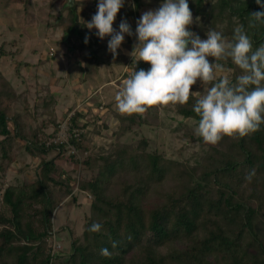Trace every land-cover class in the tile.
<instances>
[{"label": "trees", "instance_id": "16d2710c", "mask_svg": "<svg viewBox=\"0 0 264 264\" xmlns=\"http://www.w3.org/2000/svg\"><path fill=\"white\" fill-rule=\"evenodd\" d=\"M19 1L26 10L33 3ZM98 2L75 0L73 5L66 4V14L57 17L63 41L84 52L85 74H92L93 67L100 65V51L106 48L86 26L88 13L97 12ZM188 3L195 20L188 29L200 37L199 21L220 31L227 42H232L234 28L242 24L253 50L264 43V24L249 27L251 13L264 11L256 0ZM148 10V0H124L116 20L132 16L138 20ZM7 53L0 48V56ZM218 62L233 70L230 82L243 74L230 58ZM20 65L16 60V73H20ZM136 65L128 78L135 70L151 66L142 60ZM16 98L13 84L0 68V176L15 162L19 139L25 141L22 146L29 155L40 158L34 180L6 186L0 182V264H264V124L244 138L224 136L216 145L194 138L188 130L187 137L204 146L193 163L168 157L153 148L147 136L122 142L143 119L138 113L120 115L110 149L80 161L95 174L78 180L56 162V157L64 156L65 143L44 139L42 135L48 136L43 131L45 124L28 131L21 115L11 116ZM50 103L52 100L46 105ZM194 104L195 98L190 96L187 104H176L174 110L198 124ZM82 118L84 114L77 110L70 116L67 144L86 151L84 130L89 122H81ZM58 127L56 124L55 132ZM52 151L57 156L47 158ZM253 169L256 174L247 183L245 177ZM76 191L91 196L84 229L77 236L71 233L69 255L54 256L49 242L54 214ZM93 223L102 225L99 232L89 231ZM112 241L117 247L113 248ZM103 248L109 250L110 258L100 254Z\"/></svg>", "mask_w": 264, "mask_h": 264}, {"label": "rangeland", "instance_id": "374dc122", "mask_svg": "<svg viewBox=\"0 0 264 264\" xmlns=\"http://www.w3.org/2000/svg\"><path fill=\"white\" fill-rule=\"evenodd\" d=\"M68 1L33 0L31 7L26 10L19 0H0V48L8 52L0 56V68L17 93L11 116L21 115L28 131L45 124L43 131L48 136L42 135L44 139L65 143L63 157H56L57 152L52 151L47 158L56 157L59 167L81 180L90 178L95 171L86 169L80 161L102 149H110L116 140L114 131L120 126L119 116L122 114L115 107V97L134 70L135 63L130 53L138 43L135 35L137 18L132 16L126 19L133 35L125 34L117 56L114 57L108 50L109 36L102 39L106 48L100 51V65L93 67L92 74H85L84 52L74 50L63 41L62 28L57 24V17L61 13H67L65 6ZM76 1L90 3V0ZM148 2L150 10L159 8L162 3L159 0ZM93 15V12L88 13V21H91ZM116 22L118 25H115ZM193 24L194 18L188 28ZM119 25L118 20L114 21L113 27L117 31ZM196 26L201 38L206 39L203 29L209 27L200 21ZM92 30L97 32L95 28ZM208 59L210 63H215L214 58ZM16 60L21 62L20 73L15 71ZM221 65L222 69L216 72L217 79L231 80L233 70ZM203 90V83L198 79L192 86V91ZM50 100L52 103L47 106L46 103ZM175 106L176 104L169 103L166 106L147 108L140 114L143 123L135 126L134 130L126 133L120 140L131 142L147 136L152 147L168 157L194 163L203 153L204 146L197 139L191 140L186 133L189 130L197 138L195 128L198 124L194 119L176 114ZM76 110L84 114L81 122H89L84 130V143L88 147L86 151H79L67 144L70 136L69 118ZM180 123L187 126L179 128ZM56 124L59 127L55 132ZM76 132L80 130L76 129ZM24 143L22 139L17 140L16 160L6 174L0 176V182H4L5 186L36 178L40 158L29 155L23 149ZM90 200L88 192L76 191L75 197L67 198L57 208L54 214V234L49 240L54 256L66 257L70 254L71 233L76 236L82 233L90 210Z\"/></svg>", "mask_w": 264, "mask_h": 264}, {"label": "clouds", "instance_id": "9594fccd", "mask_svg": "<svg viewBox=\"0 0 264 264\" xmlns=\"http://www.w3.org/2000/svg\"><path fill=\"white\" fill-rule=\"evenodd\" d=\"M256 3L264 8L262 0ZM124 6V0H99L97 12L86 23L95 28L103 39L111 36L108 50L115 57L125 40L133 35L130 24L122 20L119 31L113 23ZM249 27L264 24V11L251 13ZM193 14L188 0H162L159 8L142 13L137 20L135 35L138 43L130 55L133 63H149L148 70L134 71L116 94L115 107L123 115L143 114L147 108L172 104H187L195 98L193 111L199 117L195 134L205 143L216 145L224 136L244 138L259 131L264 124V43L253 50L251 38L244 26L234 28L232 42H225L220 31L209 29L202 39L190 31ZM88 43V37L85 38ZM208 57L215 58L210 63ZM231 59L242 70L235 83L227 78L217 81L216 72L222 69L218 61ZM203 83V92H193L197 80ZM255 169L245 177L251 183ZM102 225L93 223L89 231L99 232ZM113 248L117 242L112 241ZM100 254L111 256L107 248Z\"/></svg>", "mask_w": 264, "mask_h": 264}, {"label": "crops", "instance_id": "0c3cea01", "mask_svg": "<svg viewBox=\"0 0 264 264\" xmlns=\"http://www.w3.org/2000/svg\"><path fill=\"white\" fill-rule=\"evenodd\" d=\"M128 18H131V17H128ZM128 18H124L123 20H126V19H128ZM115 21H116V20H115ZM121 21H122V20H120V21L118 20L119 23H121ZM133 24H134V23H133ZM115 25H118V23L116 22ZM91 31H95V30H92V29H91Z\"/></svg>", "mask_w": 264, "mask_h": 264}, {"label": "water", "instance_id": "95a60500", "mask_svg": "<svg viewBox=\"0 0 264 264\" xmlns=\"http://www.w3.org/2000/svg\"><path fill=\"white\" fill-rule=\"evenodd\" d=\"M68 4H69V5H73V4H74V0H69V1H68Z\"/></svg>", "mask_w": 264, "mask_h": 264}, {"label": "built area", "instance_id": "2783aa9c", "mask_svg": "<svg viewBox=\"0 0 264 264\" xmlns=\"http://www.w3.org/2000/svg\"><path fill=\"white\" fill-rule=\"evenodd\" d=\"M136 66H137L136 64H133V69H135ZM75 131H76V130H75ZM73 147H74V146H73ZM74 148H75V147H74ZM55 250H56V249L54 248V253H55Z\"/></svg>", "mask_w": 264, "mask_h": 264}]
</instances>
